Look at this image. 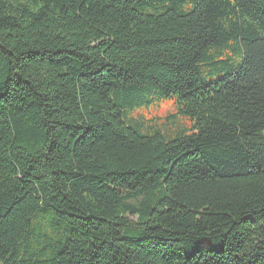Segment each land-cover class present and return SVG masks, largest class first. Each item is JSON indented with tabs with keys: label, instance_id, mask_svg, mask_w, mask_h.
Masks as SVG:
<instances>
[{
	"label": "trees",
	"instance_id": "1",
	"mask_svg": "<svg viewBox=\"0 0 264 264\" xmlns=\"http://www.w3.org/2000/svg\"><path fill=\"white\" fill-rule=\"evenodd\" d=\"M0 264H264V0H0Z\"/></svg>",
	"mask_w": 264,
	"mask_h": 264
},
{
	"label": "rangeland",
	"instance_id": "2",
	"mask_svg": "<svg viewBox=\"0 0 264 264\" xmlns=\"http://www.w3.org/2000/svg\"><path fill=\"white\" fill-rule=\"evenodd\" d=\"M139 120L143 133H159L165 140L174 138L178 133H188L190 124L177 114V107L171 102L153 101L150 106L131 114Z\"/></svg>",
	"mask_w": 264,
	"mask_h": 264
}]
</instances>
